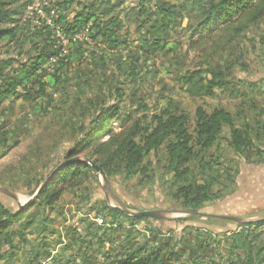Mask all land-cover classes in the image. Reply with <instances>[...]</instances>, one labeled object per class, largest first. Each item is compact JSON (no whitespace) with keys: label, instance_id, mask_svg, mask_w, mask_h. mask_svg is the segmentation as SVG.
Listing matches in <instances>:
<instances>
[{"label":"rangeland","instance_id":"374dc122","mask_svg":"<svg viewBox=\"0 0 264 264\" xmlns=\"http://www.w3.org/2000/svg\"><path fill=\"white\" fill-rule=\"evenodd\" d=\"M101 1L104 0H67L66 8L72 16L73 11H82L86 8L83 6ZM110 1L117 4L116 15L122 22L119 39L123 45L120 48L107 51L104 42H90L87 32L82 31L75 39L87 50L67 66V78L61 87H52L41 77L44 83L32 84L29 94L19 97L11 94L0 104V187L15 194L13 197L0 189V199L13 211L28 203L48 171L66 159L68 147L80 138L84 125L105 110L101 107L120 105L118 117L106 120L98 137L100 141L120 130V120L124 116L150 117L165 107L187 114L191 125L198 106L207 112L222 107L232 114L237 127H251L253 132L264 123V16L236 35L225 33L224 28L203 31L197 23L199 4L190 0L194 1L193 5L178 15L167 33L168 45L156 53H149L140 42L144 31L137 28V18L141 15L134 14L148 1ZM164 1L177 6L182 2ZM62 5L63 0H34L22 18H26L21 22L24 23L23 37L15 45L16 51L10 49L7 54L9 46L2 43L0 59L6 55L17 65L32 56L30 46L20 54L25 33L31 25L42 28L43 21L50 23L52 16L62 10ZM61 43L58 56H71L67 40L61 39ZM91 46L95 50L93 54ZM104 50L108 55L101 59ZM53 61L55 57L49 60L47 72H52ZM206 66H218L225 73L230 72L231 83L225 89L216 90L213 97H193L179 81V73ZM228 138L225 128L206 158L218 169V182L214 185L218 192L216 199L204 202L195 210H182L171 198L174 186L169 172L163 168L161 149L157 156L148 159L155 164L154 177L149 181H144L140 175L126 178L118 173L107 177L108 187L104 188L101 176L93 171L80 188L64 193L56 210L49 213L46 228L34 224L25 229L26 243L15 239L17 249L6 253L9 256L2 257L0 264H31V254L35 250L40 252V263L34 264L78 263L85 252L97 264H107L105 253L114 258L117 253L125 254L126 245L121 239L136 244L146 242L157 247L163 257H170L168 253H172L176 264L189 263L190 252L197 258H213L221 264H245L243 249L232 248L234 236L249 240L252 249L262 246L259 264H264V225L249 226L251 234L247 235L246 222L214 217L230 215L243 221L264 217V138L239 154L229 147ZM104 204L131 211L157 210L164 217L142 220L132 233L125 225L112 233L107 231L101 244L98 238L101 231L96 235L89 232L94 224H102L103 220L106 224L102 228L111 223L98 211ZM31 210L40 216L35 208L28 209L25 214ZM49 230L56 233L48 237ZM58 233L63 237L59 239L62 242L58 240ZM255 234H259V239H255ZM42 242L46 245L42 247L45 251H41ZM64 246L70 248L63 251ZM46 252L58 257L60 263H51L47 257L43 260Z\"/></svg>","mask_w":264,"mask_h":264},{"label":"trees","instance_id":"16d2710c","mask_svg":"<svg viewBox=\"0 0 264 264\" xmlns=\"http://www.w3.org/2000/svg\"><path fill=\"white\" fill-rule=\"evenodd\" d=\"M143 1L148 2L147 4L142 3V8L134 13L135 15L140 13L141 18H137V28L139 31L143 30L145 34L140 42L146 52L156 53L168 45L167 33L171 25L177 21L178 15L186 7L193 5L194 1L182 0L178 6L164 0ZM196 2L199 4L197 23L203 31L224 28L225 33L236 35L264 16V0H196ZM33 3L34 0H0V45L3 43L9 46L7 54L10 53V49L16 51L15 45L23 37L24 23L21 22L26 18H22ZM67 3V0H63L62 10L58 8L59 10L52 16L50 23L43 21L42 28L34 25L28 28L20 54L30 46L33 48L32 56H27L24 62L17 65H14V60L6 55L0 59V104L11 94H16L17 97L29 94L28 89L32 84L44 83L41 77H45V82L50 86L61 87L66 81L67 66L73 59H80L87 50L81 48L75 39V36L82 31L87 32L90 42L98 40L104 42L107 51L116 50L123 45L119 39L122 22L116 15L117 4L104 0L96 4V7L95 4L90 3L83 6L86 7L84 10L73 11L72 16H69ZM61 39L67 40L71 56L70 54L64 58L58 56L62 44ZM84 43L90 44L88 41ZM91 48L90 52L93 54L95 50L94 47L91 46ZM107 51L104 50L100 56L101 59L107 58ZM54 57L55 61L51 64L52 72H47L46 69L50 67L48 62ZM229 73H225L218 66L193 68L180 72L179 81L187 87V93L193 97H213L216 90L225 89L231 83ZM119 106L117 104L106 108L101 107V110H105L93 116L89 124L84 125L80 138L66 150L65 160L67 161L62 165L57 164L48 171L42 178L44 183L42 182L43 185L35 198L23 206L19 205L16 211L11 210L0 199V259L4 256L8 257L6 253L12 252L14 248L17 249L15 239L23 244L26 243L25 229L34 224L46 228L45 221L49 213L56 210L57 203L64 193L80 188L90 179L94 170L84 160L85 158L91 159L101 167L107 177L120 173L126 178L140 175L144 181H149L154 177L155 164L148 159L150 156H157L162 149L165 162L163 168L169 172L171 183L174 186L171 192L172 200L184 211L195 210L204 202L218 197V192L214 188L218 182V169L206 158L223 129H227L229 147L238 154L247 151L264 138V123L258 125L253 132L251 127H237L232 114L222 107L207 112L198 106L195 110L193 125L190 124L184 112H175L165 107L158 113L151 114L150 117L133 114L124 116L120 120V130L109 135L106 140L100 141L98 139L100 131L108 118L118 117ZM81 155H84V158L80 157ZM75 157H79V160L70 161ZM30 208L37 209L40 216L33 210L25 214ZM98 211L103 212L104 217L111 221L105 228H102L106 224L104 220L102 224H94L93 230L89 232L90 235H96L100 230L101 235L98 238L101 244L103 239L105 240L103 236L105 232L112 233L123 229L125 225L127 231L132 233L140 221L148 219L125 214L118 208L105 204L98 207ZM42 215L44 217H41ZM115 218L117 221L114 220ZM251 225L258 228L264 225V220L246 222L244 228L248 231L247 235L251 234L249 228ZM85 228L89 229L87 226ZM48 232V237L56 233L55 230ZM58 235V240L63 239L60 233ZM254 237L259 239V234H255ZM234 238L235 236L232 248L243 249L245 264H259L262 246L256 245L252 249L249 240L241 238L234 240ZM120 241L126 245L125 254L117 253L114 258L105 253V259L109 260L107 264H176L174 262L176 258L171 257L172 253H168L170 257H163L157 247H152L146 242L136 244L129 239ZM43 242L40 246L41 251L42 247H46ZM69 248L70 246H64L62 250L66 251ZM252 250L254 255H252ZM86 253L82 254L78 263L71 260V264H97ZM39 255L40 252L35 250L29 262L31 264L40 263ZM46 257L51 263H60V259L52 256L50 252H46L43 260ZM187 264L221 263L213 258H197L194 252H190Z\"/></svg>","mask_w":264,"mask_h":264},{"label":"water","instance_id":"95a60500","mask_svg":"<svg viewBox=\"0 0 264 264\" xmlns=\"http://www.w3.org/2000/svg\"><path fill=\"white\" fill-rule=\"evenodd\" d=\"M76 160H79V157H75L73 159H71L70 161H76ZM87 163H89L92 167V169L97 172L100 176H101V179L104 183V188H107L108 187V180H107V176L105 174V172L103 171V169L101 167H99L98 165H96L91 159L89 158H85L84 159ZM67 160L63 161L62 163H65ZM62 163L60 165H62ZM44 183V182H43ZM43 183H41L39 185V187L36 189V191L34 192V194L31 196L30 200L35 198L36 195L39 193ZM0 189L4 192H7L8 194H10L11 196L15 197V194L12 193L11 191H9L8 189L6 188H1ZM107 198V196H106ZM27 203V202H26ZM26 203H23L21 204V206H23L24 204ZM111 207H114V208H118L119 210H121L122 212H124L125 214H128V215H131V216H142V217H146V218H163L164 216L162 215L161 212L157 211V210H140V211H131V210H128V209H122L118 206H115V205H110ZM215 217H218V218H221V219H227V220H232V221H235V222H250V221H243L241 218L239 217H236V216H230V215H215ZM257 220H264V217L263 218H260V219H257Z\"/></svg>","mask_w":264,"mask_h":264},{"label":"built area","instance_id":"2783aa9c","mask_svg":"<svg viewBox=\"0 0 264 264\" xmlns=\"http://www.w3.org/2000/svg\"><path fill=\"white\" fill-rule=\"evenodd\" d=\"M102 222V220L101 219H99V223H101Z\"/></svg>","mask_w":264,"mask_h":264},{"label":"crops","instance_id":"0c3cea01","mask_svg":"<svg viewBox=\"0 0 264 264\" xmlns=\"http://www.w3.org/2000/svg\"><path fill=\"white\" fill-rule=\"evenodd\" d=\"M214 217H215V215H214ZM218 218V217H217Z\"/></svg>","mask_w":264,"mask_h":264}]
</instances>
